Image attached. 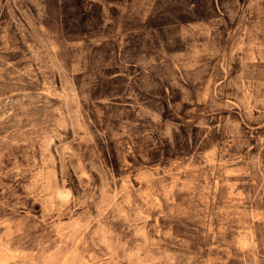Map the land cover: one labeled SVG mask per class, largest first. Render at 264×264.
Masks as SVG:
<instances>
[{"label":"rangeland","instance_id":"1","mask_svg":"<svg viewBox=\"0 0 264 264\" xmlns=\"http://www.w3.org/2000/svg\"><path fill=\"white\" fill-rule=\"evenodd\" d=\"M0 264H264V0H0Z\"/></svg>","mask_w":264,"mask_h":264}]
</instances>
